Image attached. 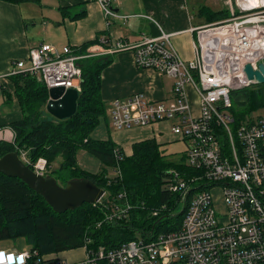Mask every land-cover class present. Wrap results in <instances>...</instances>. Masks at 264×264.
Masks as SVG:
<instances>
[{"label": "built area", "instance_id": "1", "mask_svg": "<svg viewBox=\"0 0 264 264\" xmlns=\"http://www.w3.org/2000/svg\"><path fill=\"white\" fill-rule=\"evenodd\" d=\"M96 1L109 25L128 20L115 12L113 0ZM235 1L238 11L228 0L229 19L197 29L192 60L180 56L172 42L174 35L156 23L162 31L159 36H143L136 42L100 36L99 43L84 53L81 47L59 50L41 44L29 50L26 61L13 63L11 72L0 73V91L11 77L28 72L49 92L74 89L80 93L79 61L130 51L139 69L154 70L174 81L172 99L155 102L137 93L111 101L107 115L115 131L172 122V132L186 142V167L198 174L173 171L166 187L180 194L185 207L180 226L117 249L87 251L77 264H264V114L233 129L231 111L232 93L255 86L245 73L246 66L257 71L264 64V1L249 8ZM188 86L198 95V116L192 113ZM20 159L28 165L25 153ZM46 164L40 159L34 171L44 175ZM218 194L223 197L221 206ZM105 196L93 205H103ZM129 209L116 206L109 219L121 220ZM0 264L70 263L42 257L37 251L8 248L0 249Z\"/></svg>", "mask_w": 264, "mask_h": 264}, {"label": "trees", "instance_id": "2", "mask_svg": "<svg viewBox=\"0 0 264 264\" xmlns=\"http://www.w3.org/2000/svg\"><path fill=\"white\" fill-rule=\"evenodd\" d=\"M2 1L41 5L43 0ZM199 14L207 25L231 17L228 9L213 11L207 7H202ZM93 42L81 46L82 53ZM112 61L111 56H106L78 62L82 80L77 111L65 120H58L46 111L49 91L36 77L21 72L10 78L12 92L7 91L8 83L2 93L7 94L8 100H17L23 117L0 127L9 128L14 134L13 142L0 140V158L15 152L21 157L25 153L33 171L40 159L46 160L50 171L54 160L62 157L60 169L52 170L47 177L55 178L63 187L70 181L89 180L104 189L108 196L103 205L84 204L76 210L57 214L23 181L0 173V243L24 239L27 245L24 250L37 251L42 257L50 258L82 248L90 252L100 248L113 250L138 239V235L147 238L180 226L185 215L180 194L164 186L171 181L173 171L198 172L190 171L184 158L180 161L166 158L155 139L134 144L133 153L128 156L110 136L105 140L92 136L101 118L107 116V105L102 97V72ZM252 87L231 95L235 127L257 110L264 109V85ZM81 151L98 158L105 168L97 174L81 170L78 166ZM107 169L114 170L115 177H110ZM124 205L130 207L125 218L109 219L116 206ZM155 212H159L158 216Z\"/></svg>", "mask_w": 264, "mask_h": 264}, {"label": "crops", "instance_id": "3", "mask_svg": "<svg viewBox=\"0 0 264 264\" xmlns=\"http://www.w3.org/2000/svg\"><path fill=\"white\" fill-rule=\"evenodd\" d=\"M187 3L188 0H113L115 12L129 18L126 22L113 21L109 25L96 0H43L41 5H15L0 0V73L11 72L13 63L26 61L29 50L41 44H50L61 50L65 46L81 47L92 41L91 45L98 44L100 36L136 42L143 36H159L162 33L160 27L165 33L174 35L172 42L180 56L187 61L192 60L197 29L207 24L200 14L196 16L190 12ZM139 15H149L153 20ZM111 58L112 63L102 72V97L107 109L111 101L137 93L155 102L172 99L173 79L154 70L139 69L130 51L116 53ZM12 88L13 82L10 81L7 91L12 92ZM2 92L0 127L23 117L17 100H8L7 94ZM187 94L192 113L198 116L199 98L192 86L187 87ZM194 94L197 106L192 103ZM107 117V136L126 155H132L134 144L155 139L166 158L173 161L185 159V141L172 132V122L115 131ZM0 140L13 142V132L9 128H0ZM8 248L18 249L8 243H0V249ZM86 255L87 250L82 248L50 257L77 264Z\"/></svg>", "mask_w": 264, "mask_h": 264}, {"label": "water", "instance_id": "4", "mask_svg": "<svg viewBox=\"0 0 264 264\" xmlns=\"http://www.w3.org/2000/svg\"><path fill=\"white\" fill-rule=\"evenodd\" d=\"M257 71L247 65L245 73L255 85H264V64ZM50 101L46 111L58 120H65L75 115L79 93L74 89L51 90ZM0 173L23 181L29 189L41 195L52 207L55 213L64 214L76 210L84 204H95L101 201L106 192L89 180L70 181L67 186H61L53 177H46L33 171L29 165L20 159L19 153H10L0 158Z\"/></svg>", "mask_w": 264, "mask_h": 264}, {"label": "rangeland", "instance_id": "5", "mask_svg": "<svg viewBox=\"0 0 264 264\" xmlns=\"http://www.w3.org/2000/svg\"><path fill=\"white\" fill-rule=\"evenodd\" d=\"M232 1H233V9H235V11H238L239 8L237 6L236 1L235 0H232ZM200 6L207 7L213 11H220V10H225V9H228V11L230 10L229 5H228V0H188L187 7L190 10V12L194 13L196 16L200 12ZM250 89H253V87H251ZM192 103L194 104V106H197L198 101H197L195 94L192 96ZM261 114H264V109L257 110L253 115H251L247 119L256 118L257 116H260ZM232 128L233 129L235 128V124H232ZM107 131L108 129H107L106 119L101 118V123L99 124V127H97L96 130L93 132L92 136L98 140H105L106 139L105 137H108ZM185 145L187 147L186 142H185ZM62 164H63V158L62 157L56 158L52 164L51 170L48 171L46 168V171L44 172L45 175L49 176L52 170L57 171L58 169H60ZM78 166L81 170H85V171H88L94 174L100 173L105 168L98 158H96L95 156L87 152H83V151L79 152L78 154ZM107 170L109 172L110 177H115L116 172L114 170L112 169H107ZM53 176L57 177L58 174L53 173ZM59 184L61 185V182H59ZM164 188H166V185L164 186ZM107 196L108 194H106L105 198ZM216 199L218 200L219 206H221L223 204L222 195L218 194ZM181 210H182V206H180L179 208V211ZM137 238L139 239L141 238V236L138 235ZM6 243L17 247L19 250L24 249L27 246L24 239H19L17 241H8Z\"/></svg>", "mask_w": 264, "mask_h": 264}, {"label": "bare ground", "instance_id": "6", "mask_svg": "<svg viewBox=\"0 0 264 264\" xmlns=\"http://www.w3.org/2000/svg\"><path fill=\"white\" fill-rule=\"evenodd\" d=\"M258 0H240L241 4L245 6L246 8H249L250 6H254L257 3ZM262 1V0H259ZM264 1V0H263Z\"/></svg>", "mask_w": 264, "mask_h": 264}]
</instances>
